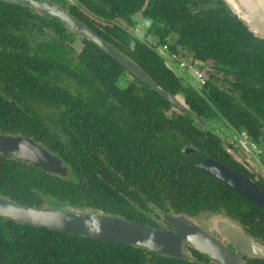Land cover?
<instances>
[{
    "label": "trees",
    "instance_id": "trees-1",
    "mask_svg": "<svg viewBox=\"0 0 264 264\" xmlns=\"http://www.w3.org/2000/svg\"><path fill=\"white\" fill-rule=\"evenodd\" d=\"M51 1L131 57L164 90L183 94L199 117L216 110L237 125L264 122V40L222 0H78L105 18L134 24L140 14L151 20L147 34L157 39L155 47L171 43L170 53L179 48L203 65L202 92L210 103L121 28L95 19L78 2ZM75 39L82 43L79 52ZM221 81L227 90L219 88ZM174 109L59 19L0 0V133L30 137L69 166L62 177L0 153V196L22 207L56 200L155 228V212L195 217L224 208L243 223L258 218L255 229H263L264 210L195 166L215 156L218 140ZM188 144L196 150L184 155ZM192 255L171 258L0 218V264H213L197 251Z\"/></svg>",
    "mask_w": 264,
    "mask_h": 264
},
{
    "label": "water",
    "instance_id": "water-1",
    "mask_svg": "<svg viewBox=\"0 0 264 264\" xmlns=\"http://www.w3.org/2000/svg\"><path fill=\"white\" fill-rule=\"evenodd\" d=\"M3 1L29 5L41 14L59 19L71 32L97 45L130 73L150 85L151 89L155 90L174 107L191 116L196 123L203 126L206 125V122L194 114L187 105L183 94L172 95L164 90L131 57L107 42L100 34L74 17L62 6L51 0ZM76 1L94 17L102 21L112 22L94 14L81 2ZM222 1L229 7L237 19L247 26L250 32L264 40V0ZM123 29L153 50L163 59L166 66L175 75L185 80L195 91L205 98L200 87L195 85L186 74L180 71L178 63L174 61L171 55L162 52V47H154L134 30ZM205 99L210 103L207 98ZM183 152L188 155L194 152V149H184ZM0 153L35 165L51 174L65 177L69 172L68 166L60 157L53 155L48 149L29 137L0 134ZM195 166L236 190L254 204L263 205L264 196L260 193L259 189L230 168L209 157H206L203 162L195 164ZM59 203L56 200H50L48 208L45 209L25 208L0 198V218L29 226L84 236L93 240L132 245L171 258H187V247L190 246L201 254L208 256L210 260L217 261L219 264H241L243 255L249 258L264 260V244L248 236L235 221L229 218L214 216L208 220H203L183 214H166L164 221L171 228L168 229L161 225L158 228H154L109 214L83 211L63 204L59 205ZM211 221L218 224L216 225L220 228V230L217 229L218 232L226 237L229 244L234 245L238 249L237 253L226 248L222 241L215 239L206 230V226H209Z\"/></svg>",
    "mask_w": 264,
    "mask_h": 264
},
{
    "label": "flooded vegetation",
    "instance_id": "flooded-vegetation-1",
    "mask_svg": "<svg viewBox=\"0 0 264 264\" xmlns=\"http://www.w3.org/2000/svg\"><path fill=\"white\" fill-rule=\"evenodd\" d=\"M65 2L68 3L69 5L73 4V2L77 3L76 0H65ZM85 11L87 12V10H85ZM88 14L91 15L90 13H88ZM91 16L94 17L93 15H91ZM100 17L105 18L104 16H101V15H100ZM94 18L98 19L96 17H94ZM106 19H108L112 22L102 21L100 19H98V20H100L104 23H107V24H113V25L121 28L123 31H125L123 28L133 30L130 27H127L126 24L130 25V26L135 25V23L129 24L128 22H126L122 18H117V19L106 18ZM146 37H148V36H145L144 39L147 40ZM149 43L151 45H153L151 42H149ZM179 63H178V65H179ZM198 67L200 69L204 68L203 65H198ZM179 69L184 74H186L183 71V69H181V68H179ZM203 75L206 77L205 79L207 80L208 74L203 73ZM182 81L185 83V84H183L184 87H185V85L190 87V85L185 80L182 79ZM205 83H206V81H205ZM205 83L200 84L198 81L194 82V84L197 85L198 87H200L201 90H202V87L205 85ZM218 86H219V88L224 89V90L228 89L226 87V84L224 83V81L219 82ZM174 110L177 113H180V114L182 113V114L187 115L185 112L179 110L176 107ZM214 112L216 113L215 115L208 114L209 116H203L202 119L206 122V125L203 126V125H200L198 123L196 124V125H198L197 127L201 130L202 134L205 135V137H208L209 134H212L213 136H215L216 140H218V143L215 145V150H216L215 156L214 157H211L210 155H207V156L209 158H211L212 160L230 168L234 172L243 176L245 179L249 180L253 185H255L259 189L260 193L264 196V122L259 121V122L254 123V125H251V127H247L243 124L237 125L236 123H232L220 111L214 110ZM0 134H2V133H0ZM2 135H5V134H2ZM17 136H20V135H17ZM184 149L196 150L194 147H192L190 144H188L181 149V151L184 155H186L183 152ZM7 157L15 159L14 157H11V156H7ZM205 159H203L199 163L203 162ZM17 161H20V160H17ZM20 162H24V161H20ZM24 163H27V162H24ZM28 164H30V163H28ZM33 166L37 167L35 165H33ZM68 169H69V166H68ZM49 174H51V173H49ZM205 174H207V173H205ZM210 177H212V176H210ZM212 178H214V177H212ZM215 180L218 181L219 183L223 184L224 186H226L227 188H229L230 190H232L236 194L240 195L242 198H244L247 202L251 203L253 206L261 208L262 210H264V203L262 206L256 205L253 202H251L250 200L246 199L244 196H242L236 190H234L231 187L224 184L223 182H221L217 179H215ZM0 198H3L5 200L10 201L9 199H6L2 196H0ZM45 200H46V198H45ZM10 202H12V201H10ZM12 203L15 204L14 202H12ZM15 205L19 206L18 204H15ZM26 207H29V206H26ZM34 208H36V207H34ZM45 208H48V202L47 201H45V203H43V205L38 209H45ZM80 210H82V209H80ZM83 211H85V210H83ZM86 211H89V210H86ZM99 213H101V212H99ZM166 214H174V213L161 214L159 212H155L153 214V217H154L155 223L157 224L158 227L161 225V226H164V227L170 229L171 227L164 221V217ZM183 215H185V214H183ZM214 216H220V218L225 217V218H229V219L235 221L236 224L238 226H240L248 236H250L251 238L259 241L262 244H264V226H263V229H260V228L257 230L255 229V227H256L255 222L258 221V218H256V219L254 218V220L252 218L247 223H243V222H240L239 220L233 218L229 214V212H227V210H225L224 208L219 209L217 211H205V212H203L200 215L195 216V217L201 218L203 220H208ZM1 219H3V218H1ZM5 220H8V219H5ZM16 223H18V222H16ZM216 225H218V224L213 223V221H211L210 225L206 226V230L215 239L222 241L223 245L226 248H228L229 250H232L234 253H237L238 249L234 245H231L227 242L226 237L218 232V230H220V228L217 227ZM192 250L197 251L190 246L187 247V255H188L187 258H191L193 256ZM197 252H199V251H197ZM201 255L208 258L211 263L219 264L215 260H210V258L208 256H205L203 254H201ZM242 259L243 260H242L241 264H245L247 260H253V259H258V258H249L246 255H243ZM260 260H263V259H260Z\"/></svg>",
    "mask_w": 264,
    "mask_h": 264
},
{
    "label": "rangeland",
    "instance_id": "rangeland-1",
    "mask_svg": "<svg viewBox=\"0 0 264 264\" xmlns=\"http://www.w3.org/2000/svg\"><path fill=\"white\" fill-rule=\"evenodd\" d=\"M133 21H134L135 25L130 26V25H127L126 24V26L127 27H130L131 29H133L140 36L142 35L143 37H145V36H148L149 35L147 33H148L149 26L151 24V20L146 19V18H143L140 14H136L135 16H133ZM146 38H147V40L149 42H151L153 44H156L157 43V39L155 37L151 36V35H149ZM74 42H75L74 43V47H75L76 51L79 52L81 50V48H82V43H81L80 39H75ZM167 45L169 46V45H171V43H167L164 46H160V47L163 48L162 49V52L171 55L174 58V61L177 62V63H179V59L182 58L183 60L186 61V63L191 64V61L190 60L192 59V54L189 51L188 52L190 54H188V53L185 54L182 51H180V49L177 47L178 48V54H180L178 56V54H172V53H170L169 52V48L167 47ZM174 55H176L178 58L174 57ZM198 65H200V64H198ZM198 65L196 66L197 67L196 70H200V68L198 67ZM183 71L189 77L190 81H192V82H196L197 81L196 78H195V75L193 73L189 72L187 68H184ZM44 110H46V109H44Z\"/></svg>",
    "mask_w": 264,
    "mask_h": 264
},
{
    "label": "built area",
    "instance_id": "built-area-1",
    "mask_svg": "<svg viewBox=\"0 0 264 264\" xmlns=\"http://www.w3.org/2000/svg\"><path fill=\"white\" fill-rule=\"evenodd\" d=\"M174 57L178 58L176 55H174ZM179 62H180L179 63V68H181V69L187 68L189 72H191V73H193L195 75L196 80L200 84H204L205 83L206 79H205L203 73L200 70H196V68H197L196 64L192 63V61H191V64H188L182 58H180Z\"/></svg>",
    "mask_w": 264,
    "mask_h": 264
},
{
    "label": "clouds",
    "instance_id": "clouds-1",
    "mask_svg": "<svg viewBox=\"0 0 264 264\" xmlns=\"http://www.w3.org/2000/svg\"><path fill=\"white\" fill-rule=\"evenodd\" d=\"M198 65V64H197Z\"/></svg>",
    "mask_w": 264,
    "mask_h": 264
}]
</instances>
